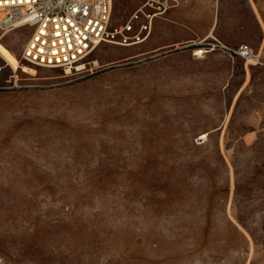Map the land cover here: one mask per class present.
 I'll return each instance as SVG.
<instances>
[{
  "label": "rangeland",
  "instance_id": "374dc122",
  "mask_svg": "<svg viewBox=\"0 0 264 264\" xmlns=\"http://www.w3.org/2000/svg\"><path fill=\"white\" fill-rule=\"evenodd\" d=\"M182 1L261 65L150 39L36 68L0 29V264H264V0Z\"/></svg>",
  "mask_w": 264,
  "mask_h": 264
},
{
  "label": "built area",
  "instance_id": "2783aa9c",
  "mask_svg": "<svg viewBox=\"0 0 264 264\" xmlns=\"http://www.w3.org/2000/svg\"><path fill=\"white\" fill-rule=\"evenodd\" d=\"M113 4L114 0H0V29L4 34L16 27L32 30L22 60L36 68L85 71L87 59L102 44L134 47L148 41L154 21L173 5L172 0H146L123 26L112 27ZM215 42L195 46L193 56L222 51L250 66L261 65L250 46L228 48ZM6 67L7 63L0 73ZM204 140L197 138L198 143Z\"/></svg>",
  "mask_w": 264,
  "mask_h": 264
},
{
  "label": "crops",
  "instance_id": "0c3cea01",
  "mask_svg": "<svg viewBox=\"0 0 264 264\" xmlns=\"http://www.w3.org/2000/svg\"><path fill=\"white\" fill-rule=\"evenodd\" d=\"M189 3H192V1ZM172 4L167 14L157 18L153 23L152 33L149 38V40L151 39V50L160 51L185 48L193 51L195 46L200 45L205 40H211V37H214V40L222 44L242 41L240 38L230 39L229 35L225 33V30H218L217 17L216 19L207 20L204 28H201L199 27V23H202V20L198 19L192 11L191 6L188 8H185V6L182 7L184 5V1L182 0H172ZM204 7H208V4H205ZM210 21L212 22L210 23ZM238 46L232 48H237Z\"/></svg>",
  "mask_w": 264,
  "mask_h": 264
},
{
  "label": "bare ground",
  "instance_id": "6f19581e",
  "mask_svg": "<svg viewBox=\"0 0 264 264\" xmlns=\"http://www.w3.org/2000/svg\"><path fill=\"white\" fill-rule=\"evenodd\" d=\"M20 27H16L14 30H17V29H19ZM9 33H6L2 38H1V40L3 39V38H5L7 35H8ZM212 39L214 38V37H211ZM144 44V43H143ZM101 46V45H100ZM99 46V47H100ZM98 47V48H99ZM97 48V49H98ZM96 49V50H97ZM203 58V57H202ZM2 59V61L3 62H5V63H7V67H9V68H11V70L13 71L14 70V67H13V64H12V62H10L8 59H5V58H1ZM17 68H19V69H24V70H27V69H25L24 67H21L20 65H17ZM83 72V71H82ZM68 73H70V72H68ZM31 75H33V74H31ZM206 136L207 135H205L204 137L206 138Z\"/></svg>",
  "mask_w": 264,
  "mask_h": 264
},
{
  "label": "snow or ice",
  "instance_id": "6c2138e0",
  "mask_svg": "<svg viewBox=\"0 0 264 264\" xmlns=\"http://www.w3.org/2000/svg\"><path fill=\"white\" fill-rule=\"evenodd\" d=\"M57 35H59V33H57Z\"/></svg>",
  "mask_w": 264,
  "mask_h": 264
}]
</instances>
